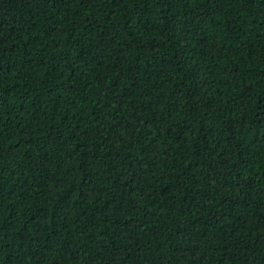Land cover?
I'll return each mask as SVG.
<instances>
[{"label":"trees","instance_id":"trees-1","mask_svg":"<svg viewBox=\"0 0 264 264\" xmlns=\"http://www.w3.org/2000/svg\"><path fill=\"white\" fill-rule=\"evenodd\" d=\"M0 264H264V0H0Z\"/></svg>","mask_w":264,"mask_h":264}]
</instances>
